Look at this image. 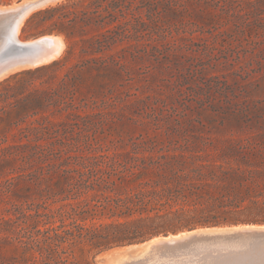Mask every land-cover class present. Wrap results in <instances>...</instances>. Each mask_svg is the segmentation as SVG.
Returning a JSON list of instances; mask_svg holds the SVG:
<instances>
[{
  "label": "trees",
  "instance_id": "1",
  "mask_svg": "<svg viewBox=\"0 0 264 264\" xmlns=\"http://www.w3.org/2000/svg\"><path fill=\"white\" fill-rule=\"evenodd\" d=\"M35 20L66 49L0 82V264H81L77 251L264 225V128L171 129L165 118L180 122L179 100L169 109L149 95L137 104L160 135L130 148L100 137L135 63L264 58V0H66Z\"/></svg>",
  "mask_w": 264,
  "mask_h": 264
},
{
  "label": "rangeland",
  "instance_id": "2",
  "mask_svg": "<svg viewBox=\"0 0 264 264\" xmlns=\"http://www.w3.org/2000/svg\"><path fill=\"white\" fill-rule=\"evenodd\" d=\"M24 1L26 0H0V52L9 49L10 46L25 45L28 41L36 42L44 36L50 44L52 40L60 39L62 47L53 61L33 65L34 67L13 68L0 77V82L22 70L51 64L64 57L66 49L64 37L57 33H41L44 28L37 26V20L30 24L28 20L34 13L66 0H56L40 8L28 10L18 18L13 14L16 12L7 13L8 10H16L15 7ZM16 23H21L19 27L22 25L15 37H18L17 44L12 42L10 37ZM52 45L46 48L51 51ZM47 49L44 48V51ZM44 51L40 57L44 55ZM130 73L131 80L125 82L123 88L124 103L116 109H110L116 115L109 117L103 133H99L107 142L114 140L118 147L130 148L132 140L141 136L152 138L162 132L157 131V127L152 125L153 120L149 119L151 110L143 104H137L139 99L149 95L165 99L169 109L175 104L173 101L179 100L175 105H178L177 108L181 112L180 122L173 118H165V121H169L167 126L171 129L180 127L186 130H208L225 134L264 128V58L251 60L249 57L218 56L196 57L192 60L190 56L165 54L153 58L152 61L135 63ZM246 106L249 111L244 114L242 109L244 110L243 107ZM259 106L263 108L262 111L257 110ZM161 108L160 104L159 110ZM119 247L96 256L90 254L82 257L80 251H77L76 255L81 264H110L109 257L126 248ZM2 256L9 261L11 253L4 248ZM170 256L159 258L157 255L146 264H264V238L246 243L229 240L221 243L212 242L198 251L186 250Z\"/></svg>",
  "mask_w": 264,
  "mask_h": 264
},
{
  "label": "water",
  "instance_id": "3",
  "mask_svg": "<svg viewBox=\"0 0 264 264\" xmlns=\"http://www.w3.org/2000/svg\"><path fill=\"white\" fill-rule=\"evenodd\" d=\"M53 1L56 0H26L20 3L18 7H15L16 10H8L7 13L10 14L12 12H16L13 14L18 18L28 10L40 8L41 6ZM16 29L17 27L15 30ZM37 52V45L10 46L9 49L7 48L3 52H0V77L5 75L13 68L35 65ZM212 228H225L226 231L232 233L264 235V225L258 224L200 227L178 233L152 236L141 242L124 245L119 248L127 247L129 249L121 253L113 254L108 260L110 261V264H117L118 260L122 258L128 259L129 264H143V262L149 261L150 257H153L154 254L158 253L159 258H168L171 257L169 254L170 248L181 243H187L191 241L194 236L206 233L205 231L207 229Z\"/></svg>",
  "mask_w": 264,
  "mask_h": 264
},
{
  "label": "bare ground",
  "instance_id": "4",
  "mask_svg": "<svg viewBox=\"0 0 264 264\" xmlns=\"http://www.w3.org/2000/svg\"><path fill=\"white\" fill-rule=\"evenodd\" d=\"M3 8V7H2ZM7 11V10H6ZM34 12V11H33ZM29 14V13H28ZM31 14V12H30ZM6 16V15H5ZM29 15H27L28 17ZM3 17V16H2ZM16 17V16H15ZM27 17H25L27 19ZM14 18V17H12ZM24 18V19H25ZM6 19V18H4ZM23 19V20H24ZM25 19V20H26ZM9 20V19H8ZM25 22V21H24ZM11 23V22H9ZM22 25H23V22H21ZM21 23H16V26L12 29V34H11V41L14 42L15 44H17V38L16 35H17V32L19 33L18 30H20L21 26L19 27V25ZM7 24V23H6ZM10 25V24H9ZM17 27V29L15 30V28ZM43 39L39 38L40 40H37L36 42L33 41L29 43L28 42H25L26 44L25 45H37V48H38V52H37V55H36V65H40L42 63H49L50 61H53L52 59L53 58H56V54L60 53V49H61V45L59 42H60V39L59 41H57L56 39L52 40V44H50V41L44 37H42ZM20 39V38H19ZM18 39V40H19ZM50 39V38H49ZM53 39V38H52ZM21 40V39H20ZM51 40V39H50ZM11 42V43H12ZM22 42L20 41V44ZM28 43V44H27ZM9 44V43H8ZM24 45V44H23ZM50 50L49 51L47 48L50 47ZM16 46V45H15ZM47 47V48H46ZM44 48L45 50L47 49V51L45 52L44 51ZM43 49V50H42ZM42 51H44V55L40 57V55H42ZM34 66H31V67H34ZM206 233H203L201 235H196L194 236L191 241L187 242V243H181V244H178L177 246H173L172 248H170V251H169V254H174V253H177V252H182V251H186V250H192V251H198L200 250L203 246L205 245H208L209 243H212V242H216V243H221V242H224V241H234V242H240V243H246V242H249L250 240H253V239H257V238H264V235H259V234H242V233H232V232H228L226 231L225 228H212V229H207L205 231ZM129 248H125V249H121L119 250L118 253H121V252H124L126 250H128ZM113 254V253H111ZM159 255L158 254H154L153 257H150V260L149 261H146V262H143V264H146V263H149L155 256ZM252 259V258H251ZM129 260L128 259H120L118 260V263L117 264H125V263H128ZM129 264V263H128Z\"/></svg>",
  "mask_w": 264,
  "mask_h": 264
}]
</instances>
